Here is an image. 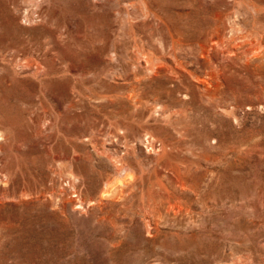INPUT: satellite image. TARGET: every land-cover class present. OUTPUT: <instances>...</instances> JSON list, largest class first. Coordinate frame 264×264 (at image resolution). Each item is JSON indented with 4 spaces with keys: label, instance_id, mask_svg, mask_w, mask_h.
<instances>
[{
    "label": "rangeland",
    "instance_id": "1",
    "mask_svg": "<svg viewBox=\"0 0 264 264\" xmlns=\"http://www.w3.org/2000/svg\"><path fill=\"white\" fill-rule=\"evenodd\" d=\"M148 1L0 0V264H264V50Z\"/></svg>",
    "mask_w": 264,
    "mask_h": 264
},
{
    "label": "bare ground",
    "instance_id": "2",
    "mask_svg": "<svg viewBox=\"0 0 264 264\" xmlns=\"http://www.w3.org/2000/svg\"><path fill=\"white\" fill-rule=\"evenodd\" d=\"M140 1V0H139ZM147 1V0H146ZM152 1V0H151ZM144 3H149L148 2H145V0H143ZM142 2V3H143ZM37 4V3H36ZM127 5V4H126ZM132 5V4H131ZM148 5V4H147ZM152 5V4H151ZM150 5V7L147 8V13L146 14H151L152 18L154 16V18H158L159 21H162V17L156 13V10L154 8H152ZM155 5V4H154ZM125 6V5H124ZM138 6V5H136ZM243 6V7H252V10L251 11H248L247 12V15L248 16H241L240 15V7ZM127 7V6H126ZM129 7V6H128ZM127 7V8H128ZM131 7V6H130ZM147 7V6H146ZM145 7V9H146ZM154 7V6H153ZM156 7V6H155ZM137 8V7H136ZM130 9V8H129ZM155 11H154V10ZM218 13H216V20L214 21V25L209 28L205 34H204V40L202 41V43L199 44V47L202 49H200L201 51H203L205 54H209V52L212 50L210 44H215V43H225V44H228L229 47L235 51H237L236 53L238 52H242L244 55L246 56H257L259 55L263 50H264V0H223L221 2H218ZM216 9V10H217ZM124 10V9H123ZM122 10V11H123ZM132 10V8L130 9V11ZM128 10H126L125 12L123 13H127ZM129 12V11H128ZM146 12V11H145ZM144 12V13H145ZM130 13V12H129ZM129 15V14H128ZM145 15V14H144ZM148 16V15H147ZM151 18V19H152ZM132 19V18H131ZM150 19V20H151ZM131 21V20H129ZM158 21V20H157ZM155 22V21H153ZM127 23V22H126ZM126 23H124L125 25H127ZM130 23H133V20L130 22ZM135 23V22H134ZM137 23V22H136ZM147 23V22H145ZM150 25L152 24L151 22H149ZM165 23V22H164ZM141 24V23H140ZM124 25V26H125ZM129 25V23H128ZM139 25V24H137ZM153 25V24H152ZM131 26V24H130ZM129 26V27H130ZM134 26V25H133ZM153 27V26H152ZM132 28V27H131ZM157 28V26H156ZM128 29V28H127ZM155 29V28H153ZM129 30V29H128ZM135 30V29H134ZM138 30V29H137ZM160 30V29H159ZM131 31V29H130ZM157 31V30H156ZM135 32V31H134ZM155 32V31H154ZM132 33V32H131ZM157 33V32H156ZM158 33H162L161 31L158 32ZM128 34V33H127ZM143 34V33H142ZM252 34H256L257 35V38L255 40V42H250L249 41V37L252 35ZM133 35V34H132ZM138 35V34H137ZM153 35V34H152ZM159 35V34H158ZM157 35V36H158ZM162 35V34H160ZM171 36L170 37V40H171V47L170 50H172L171 55L172 57L176 58V49H177V45H179L178 43V39L176 40L175 39V36L170 34ZM135 36V35H134ZM139 36V35H138ZM144 36V35H143ZM156 36V35H155ZM156 36V37H157ZM163 36V35H162ZM161 36V38H163ZM136 37V36H135ZM147 38V37H146ZM138 39V38H137ZM141 39V37H140ZM145 39V37L143 38ZM158 40V38L156 39ZM162 40V39H161ZM133 41L134 43H137L136 40H134V37H133ZM129 42V41H128ZM131 42V41H130ZM163 42V41H162ZM164 42L166 43V37L164 38ZM205 42V43H204ZM208 43V48H207V44ZM138 44V43H137ZM141 44V43H140ZM134 45V44H133ZM142 45V44H141ZM137 46V45H136ZM160 46H163V45H160ZM168 48V49H169ZM179 48V47H178ZM211 48V49H210ZM167 49V50H168ZM115 52V51H114ZM119 52V50H118ZM231 52H234V51H231ZM117 53V52H116ZM115 53V54H116ZM119 54V53H118ZM122 54V52L120 53ZM133 54V53H132ZM202 54V53H201ZM234 54V53H232ZM11 55V54H10ZM13 55V54H12ZM136 55V53H135ZM137 56V55H136ZM156 56V55H155ZM205 56V55H204ZM170 57V56H169ZM154 56L152 57L151 54L150 56H148V61H147V64H150V67L147 68L148 70H150V72H154L155 71V68L153 66V59ZM158 59V58H157ZM156 59V60H157ZM155 60V61H156ZM205 81V80H204ZM141 94V93H140ZM137 96V94L135 95V97ZM101 97V96H100ZM132 98V97H131ZM139 98V96H138ZM140 99V98H139ZM135 101V99H133ZM137 100V99H136ZM158 100V99H157ZM138 101V100H137ZM136 103V101H135ZM142 104V103H141ZM137 105V103H136ZM138 106V105H137ZM148 106H151V105H148ZM144 107V106H143ZM154 107V106H153ZM163 107V106H162ZM161 107V108H162ZM166 107V106H165ZM169 107V106H168ZM140 108V107H138ZM150 108V107H148ZM156 109H160L157 108ZM169 109V108H168ZM146 110V108H145ZM155 110V109H154ZM164 110V109H163ZM167 110V109H166ZM139 111V110H138ZM147 111V110H146ZM145 111V112H146ZM157 111V110H156ZM150 112V110H149ZM158 112V111H157ZM165 113V112H164ZM167 113V112H166ZM170 113V112H169ZM168 113V114H169ZM153 114V113H152ZM173 114V113H172ZM177 114V113H176ZM147 115V114H146ZM163 115V114H162ZM145 115H143L144 117ZM153 116V115H152ZM171 116V115H170ZM134 117V116H132ZM130 118V117H129ZM137 118V117H136ZM147 118V117H146ZM151 118V117H149ZM175 118V117H174ZM131 119V118H130ZM133 119V118H132ZM141 120V118H139ZM152 119V118H151ZM161 119V118H160ZM173 119V118H172ZM143 120V119H142ZM145 120V119H144ZM148 120V119H147ZM138 122V121H136ZM131 123L133 124V122L131 121ZM144 123V122H143ZM130 125V123H129ZM146 125V123H145ZM148 125V123H147ZM180 125V124H179ZM131 126V125H130ZM129 126V128H130ZM150 126V124H149ZM152 126V125H151ZM150 126V127H151ZM142 127V126H141ZM148 127V126H147ZM124 129V128H123ZM128 129V127H127ZM143 129V127H142ZM146 129V128H145ZM152 129V128H151ZM160 129V128H159ZM150 130V129H149ZM153 130V129H152ZM157 130V129H155ZM154 131V130H153ZM146 132V131H145ZM151 132V131H150ZM150 132L148 134H150ZM155 132V131H154ZM186 132V131H184ZM153 136V135H152ZM151 136V137H152ZM138 137V136H137ZM142 137V136H141ZM147 137V136H146ZM148 139V138H147ZM142 142V141H141ZM144 142V140H143ZM156 142V141H155ZM153 142V143H155ZM2 143V142H1ZM147 143V142H144V144ZM148 144H150V141L148 140ZM157 144V143H156ZM171 144V143H169ZM168 144V145H169ZM151 145V144H150ZM161 145V144H160ZM166 145V143H165ZM149 146V145H147ZM152 149L154 148V146L156 147V145H151ZM160 146H158L157 149H160L159 148ZM163 147V145L161 146ZM167 147V145H166ZM2 148V147H1ZM0 148V149H1ZM150 149V148H148ZM156 150V149H155ZM154 150V151H155ZM165 150V149H162V151ZM1 151V150H0ZM4 151V150H3ZM2 151V152H3ZM153 151V152H154ZM159 152V151H158ZM157 153V151H156ZM102 155V154H100ZM1 158V157H0ZM110 158V157H109ZM116 159V158H115ZM119 159V158H117ZM123 159V158H122ZM111 160V159H110ZM114 161H117V160H114ZM113 162V161H112ZM120 161H117L115 162L114 164V168L116 171H120V170H123V166L126 165L124 164L123 166L120 165ZM124 162V161H123ZM117 163V164H116ZM128 168V167H126ZM114 171V170H113ZM131 171V170H130ZM124 172H126L124 170ZM116 173V172H115ZM130 173V172H129ZM119 174V173H118ZM125 174V173H124ZM124 174H123V177H124ZM127 174V173H126ZM120 175V174H119ZM129 175V174H128ZM4 176V175H3ZM121 176V175H120ZM132 176V175H131ZM3 178V177H2ZM1 178V180H2ZM126 178V176H125ZM131 179V178H130ZM129 179V180H130ZM127 180V179H126ZM133 180V179H132ZM36 215V214H35ZM39 216V215H38ZM33 233V232H32Z\"/></svg>",
    "mask_w": 264,
    "mask_h": 264
}]
</instances>
